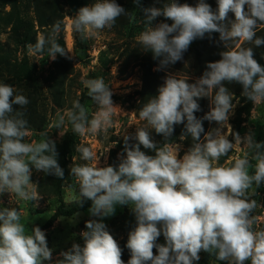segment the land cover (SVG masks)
Here are the masks:
<instances>
[{
    "label": "clouds",
    "instance_id": "clouds-1",
    "mask_svg": "<svg viewBox=\"0 0 264 264\" xmlns=\"http://www.w3.org/2000/svg\"><path fill=\"white\" fill-rule=\"evenodd\" d=\"M133 2L141 4V0ZM141 11L145 28L136 41L158 61L156 70L166 72L164 82L139 108L144 126L137 127L134 136H123L118 165L101 167L89 147H76L85 163L70 167L69 175L77 186L73 202L83 207L90 201L88 212L94 218L85 221L86 230L79 234L83 243L61 251L55 264H124L123 250L104 223L118 206L128 207L135 217L126 243L127 264H194L201 252L225 264H264V228H254L253 212L258 205L249 195L253 186L264 185V141L258 142L252 131L244 136L233 132L229 117L236 105L225 86V82L238 83L246 100L254 105L264 103V66L254 58L253 50L264 46V37L257 35V28L264 25V0H217L215 10L206 0H197L194 6L163 0L161 7ZM133 13L116 0H93L71 17L72 28L84 41L111 29L120 17L134 19ZM159 17L164 20L154 25ZM61 24L56 21L49 36H38L29 51L46 54L53 61L57 54L71 59L70 51L58 43ZM214 33L219 34L218 43L225 50L219 60L207 63L194 82L187 75L167 71L183 60L193 41L211 40ZM82 84L96 111L90 114L76 100L66 116L58 113L39 132L40 139L29 142L23 109L30 101L12 85L0 83V196L14 194L37 207L33 202L42 196L31 181L33 169L64 179L56 141L48 133L59 129L63 136L66 120L77 135L107 132L119 108L112 100L110 84L103 77L85 79ZM204 97L210 100V110L198 118V100ZM204 121L215 122L217 127L205 132ZM180 124L184 130L179 139L190 137L192 141L182 156L180 146L170 142ZM150 130L165 142L158 145ZM236 146L242 148V155L227 166L219 164ZM28 225L17 208H0V264H52L53 249L45 231ZM161 235L164 244L157 243Z\"/></svg>",
    "mask_w": 264,
    "mask_h": 264
},
{
    "label": "rangeland",
    "instance_id": "rangeland-1",
    "mask_svg": "<svg viewBox=\"0 0 264 264\" xmlns=\"http://www.w3.org/2000/svg\"><path fill=\"white\" fill-rule=\"evenodd\" d=\"M210 1L212 6L217 5V0ZM92 2L93 0H0V43L12 50V55L2 61L0 83L12 85L17 94L26 96L30 101L23 109L30 128V135L26 137V140L29 142L39 140V132L47 128L58 113L66 116L76 100L88 107L90 114L96 111V106L87 95L88 90L82 84L85 79L103 77L105 83L110 84L114 104L121 109L117 108L116 115L112 118L113 122L106 133L77 135L71 131L67 120L62 129L63 136L60 135L59 129H52L48 133L49 137L56 141L60 166H62L64 143L70 134L75 137L74 153L66 159L64 181L60 187L59 178L33 169L31 181L37 184V191L42 196L38 202H33L38 203L37 207H33L31 202L19 200L14 194L5 193L0 196V208L15 207L20 210L22 219H27L30 229L34 225L44 226L61 204L65 207L76 205L73 198L76 195L77 186L74 177L70 176L69 172L71 166L85 163L80 159V153L76 151L78 145L89 147L99 158V166H116L120 162L119 154L123 152V136H134L137 127L144 126V122L138 115V106L142 101L139 93L143 90V82L142 72L136 65L141 52L136 37L145 28L141 9L152 6L161 7L163 0L161 3H157L156 0H141L139 6L133 0H116L126 11L135 12L133 13L134 19H129L127 16L120 17L111 29L101 30L95 36L82 41L79 34L73 31L71 17L80 7ZM37 8H41L44 14L51 10L59 12L61 16L59 21H62L63 29L59 33L58 43L59 38L62 37L63 43L60 44L70 51L67 55L71 59L57 54V58L53 61L47 58L46 54H33L29 51V47L20 45L24 33L19 30V23L26 25L25 30L28 36L35 41L38 36L47 37L51 33L52 27L40 24ZM230 18H233L232 14ZM163 20V17H159L153 23L155 25ZM165 22L171 23V21ZM24 57L31 70V87L18 85L15 80L18 66ZM167 71L178 73L179 76H189L190 83L196 79L193 75L170 68ZM158 74L163 84L166 72L158 71ZM204 98L209 102L210 110V100L207 97ZM233 103L236 106L229 117L233 132L244 136L252 131L258 142L264 141V103L254 105L242 95L235 98ZM14 108L18 109L19 106L14 105ZM207 125L208 130L217 127L215 122L207 121ZM150 134L158 145L162 143L164 139L162 135L156 134L154 130H150ZM228 138L233 139L231 135ZM129 143L132 144L135 141L130 140ZM175 143L180 146V156H182L187 151L184 141L180 140ZM141 150L154 155V152L143 149V146ZM242 151L240 146H236L227 157H222L218 163L227 166L242 155ZM249 195L251 199L257 201L258 205L253 212L254 228L257 230L264 228V185L258 189L253 186L249 190ZM93 218L87 209L73 217H61L51 228L43 230L46 233L48 246L53 249L52 264H55L61 251L68 250L73 243H83L79 234L86 230L85 221ZM104 223L122 248V260L124 264H127L130 253L126 248V243L129 231L135 226L134 215L128 207L118 206L115 215L106 218ZM157 243H165L163 235L158 238ZM194 264L219 263L214 256L201 252L200 260Z\"/></svg>",
    "mask_w": 264,
    "mask_h": 264
},
{
    "label": "trees",
    "instance_id": "trees-1",
    "mask_svg": "<svg viewBox=\"0 0 264 264\" xmlns=\"http://www.w3.org/2000/svg\"><path fill=\"white\" fill-rule=\"evenodd\" d=\"M178 3H188L190 5H195L197 0H177ZM207 3L211 5L210 0H206ZM212 9L215 10L216 6H212ZM37 15L40 18V24H44V26L52 27L53 24L60 19V14L58 11L51 10L48 13L44 14L41 8H37L36 10ZM231 14V13H230ZM229 14V16H230ZM20 31H23L24 36L20 45L24 47H28L30 44H34L36 41L28 36L27 30H25L26 25L24 23H19ZM61 29L63 27L61 26ZM23 35V34H22ZM257 35L264 37V25H261L257 28ZM219 34L214 33L213 38L210 40L209 38L205 37L204 39H197L193 41L189 49L184 53L183 60L177 62L176 64L172 65L170 69L193 75L194 77L198 78L202 75V73L206 70V65L208 62H214L219 60L220 52L224 51V47L222 43H218ZM59 43H63V38H59ZM243 47H250L252 45H248L247 43H242ZM254 58L264 66V46L254 47ZM12 55V50L5 48L0 43V68H2V61L6 60L9 56ZM140 59L136 64L137 67L140 68L142 72V82H143V90L139 93L142 97L141 104L138 106V109L142 107L143 103H146L147 100L150 98L149 96L155 95L157 93V89L159 86L162 85V80L159 77L158 71L156 70L158 61L154 60L152 54L150 52H144L141 48V52L139 53ZM15 80L18 85H29L31 87L32 76L31 70L28 64L27 59L24 57L20 65L18 66L17 73L15 75ZM225 86L229 88V90L233 93L234 99L239 98L242 93V86L238 83H227L225 82ZM200 104L201 111L195 113V115L200 118L203 117L205 113L209 110V102L205 98H200L198 100ZM203 126L205 132L208 131L207 121L203 122ZM184 130V125H176L174 133L172 135L171 143H175L180 141L179 137ZM74 135L70 134L67 136L64 149L62 152V168L64 169V173L66 171V162L67 157L74 153ZM165 142V138L162 140L163 144ZM191 138L184 140V145L186 149L191 146ZM64 179H59V187L63 183ZM91 202L86 201L83 207H78L77 205L72 207H65L61 204L57 210L55 211L54 215L48 220V222L44 226H39L42 230L49 229L53 226V224L61 217H73L78 213L85 212L89 209ZM37 226V225H36ZM215 260L219 264H225V262L218 261L216 258Z\"/></svg>",
    "mask_w": 264,
    "mask_h": 264
}]
</instances>
